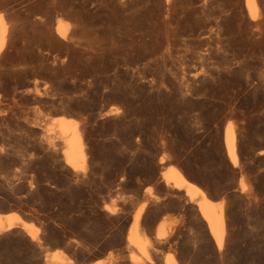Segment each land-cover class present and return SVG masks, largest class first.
I'll list each match as a JSON object with an SVG mask.
<instances>
[{"label":"rangeland","instance_id":"obj_1","mask_svg":"<svg viewBox=\"0 0 264 264\" xmlns=\"http://www.w3.org/2000/svg\"><path fill=\"white\" fill-rule=\"evenodd\" d=\"M255 6L251 16L244 0H0V215L34 225V240L0 232V264H53V253L133 264L132 252L140 264H264V0ZM61 117L82 137L77 170ZM169 166L222 205L220 250L196 200L165 184ZM139 212L143 256L127 242Z\"/></svg>","mask_w":264,"mask_h":264},{"label":"bare ground","instance_id":"obj_2","mask_svg":"<svg viewBox=\"0 0 264 264\" xmlns=\"http://www.w3.org/2000/svg\"><path fill=\"white\" fill-rule=\"evenodd\" d=\"M244 3L248 14L252 16L256 10L255 0H244ZM65 28L66 26L63 25V22L61 20L58 21L56 25V34L62 37ZM7 36L8 26L2 15H0V52L6 43ZM56 126L58 129L59 139L62 141L65 161L73 170H77L80 162L84 161L85 158L82 137L78 132L76 125H74L70 119L62 117L58 118L56 119ZM224 144L228 159L232 164H235L237 159L236 140L234 132L231 129H225ZM162 178L167 186L171 185V187L177 191H184L185 195L189 198V202H194L196 200L199 215L206 223L209 234L211 235L218 250H220L225 225L222 205L208 199L200 188L188 181L183 176L181 171L174 166L166 168L162 172ZM139 222L140 212L133 217L132 224L129 225L130 227L127 242L135 247L136 250L143 256L147 254L146 251L149 242L140 231ZM15 227H19L27 232L30 239L34 240V237L32 236L34 225L32 223L24 221L16 213L0 215V232L10 230ZM155 237L157 240H163L167 237V231L164 225L156 227ZM129 257L131 258L133 264L141 263L139 257L133 252L130 253ZM53 258V264H62L59 263L58 260L63 259L58 254L53 253ZM165 264H171L170 259H166Z\"/></svg>","mask_w":264,"mask_h":264}]
</instances>
